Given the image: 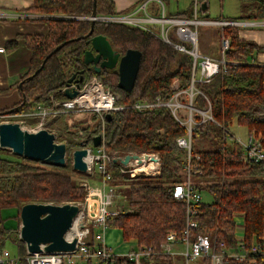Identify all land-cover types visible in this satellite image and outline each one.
I'll return each mask as SVG.
<instances>
[{
  "label": "trees",
  "instance_id": "trees-1",
  "mask_svg": "<svg viewBox=\"0 0 264 264\" xmlns=\"http://www.w3.org/2000/svg\"><path fill=\"white\" fill-rule=\"evenodd\" d=\"M93 0H33L28 10L46 15L43 21L47 32L26 37L30 52L29 66L19 78L22 82L19 92L21 100L14 107L0 110V115L29 111L37 103L49 102L50 97L64 99L63 89L72 73L82 71L80 86L93 76L97 77L110 92L117 94L118 104L125 105L121 111L110 112L105 118L103 129L95 115L93 126L80 124L60 129L73 135L56 140L66 144V162L62 168H71L72 151L79 141L91 139L102 133L104 148L115 153H157L160 170L134 177L121 175L117 163L108 169L112 182L121 189L123 210L106 221L107 227L122 231L123 240L135 242L137 248L149 252L143 264H165L169 257L162 253L160 244L165 236L174 232L180 234L185 225L184 201L174 198L172 191L176 184L185 180L183 164L185 150L177 146L175 139L185 129L173 118L166 107L147 111H136L130 105L135 101L152 100L157 97L168 99L170 86L176 80L180 88H187L192 74V60L186 53L163 42L158 37L139 27L123 23L94 21L91 29ZM96 15H114L111 0H95ZM184 17L182 14L176 15ZM264 18V0H256L252 15L243 19ZM242 19V18H240ZM237 26H224L221 36L228 40L224 52L227 61L207 83H198L206 99L197 95L193 100L195 108L206 110L210 105L212 120L199 123L193 131L192 153L201 160L195 161L201 172L191 175L193 183L202 191L212 195V202L197 204L193 220L196 226L190 229L192 237L207 235L233 245L234 213H242L245 220L244 242L250 243L264 232V169L260 164H245L241 160L242 150L225 131L232 123L246 127L248 132L260 134L264 145V65L251 62L254 56L264 51V46L238 36ZM94 35H103L112 48L123 55L127 49L141 52L138 72L132 89L124 91L117 86L115 69L94 72L91 65H85L83 53L90 49L88 40ZM60 49L51 53L53 49ZM50 56L47 57V55ZM39 69L38 73L32 75ZM208 101V102H207ZM209 103V104H208ZM73 113L61 114L58 119L69 118ZM32 123V122H30ZM58 127V126H57ZM51 132V131H50ZM194 140L205 142V148H193ZM0 149V153H4ZM226 177L221 180V174ZM87 176V175H86ZM86 178V177H85ZM79 176H72L60 168L47 166L26 158H9L0 155V252L7 241L17 246V255L25 254L24 243L18 230L5 224L3 210L10 208L19 212L25 203H77L84 199L85 191ZM128 183L125 194L119 185ZM253 262L229 259L225 264H264V255H252ZM18 264H26L21 259ZM84 264H133L125 255L113 260L86 262Z\"/></svg>",
  "mask_w": 264,
  "mask_h": 264
},
{
  "label": "built area",
  "instance_id": "built-area-1",
  "mask_svg": "<svg viewBox=\"0 0 264 264\" xmlns=\"http://www.w3.org/2000/svg\"><path fill=\"white\" fill-rule=\"evenodd\" d=\"M157 1L160 14H146L143 19L135 17L134 13L114 14L112 16L97 15L94 19L95 21L116 22L139 27L177 50L186 53L192 60V74L187 88L174 86L177 81L173 80L171 84L172 93L168 99L157 97L152 100L135 101L130 105L139 112L166 107L173 118L185 129V133L175 139L177 146L183 148L186 152L183 164L185 180L180 184H176L172 191L174 198L184 201L185 225L179 235L170 232L165 236V240L161 242V252L170 259L165 264H225L229 259L253 262L252 255H264V232L250 243H245V220L242 213H234L232 216L234 234L231 247H228L223 241L217 244L215 237L212 239L203 234L191 236L190 229L196 226L193 216L196 213L197 204L202 202V192L191 178L192 173L201 172V167L195 163V161L200 160V157L197 153H192L191 149L194 128L205 120H212L210 105L206 110L193 106V100L197 95H201L206 99L197 84L209 82L213 75L220 69L225 68L227 61L224 59V52L228 48V40L221 36V56L219 58L216 59L202 54L197 44V28L200 25H210L218 26L221 30L224 26H254L256 23L251 20L200 19L198 14L201 0H191L190 17L168 16L164 13L162 1ZM87 18L91 19L90 16ZM141 22L146 24H141ZM4 51V47L0 45V53ZM72 87L75 88V84H72ZM118 99L117 94L110 92L97 77L93 76L84 86L77 88V94L73 98L54 99L50 97L49 102L37 103L29 111L8 113L0 115V118H17L23 129L28 128L25 119L34 118L36 119L34 125L27 130L36 131L41 128L48 129L47 124L61 114L87 113L95 115L103 129L106 113L121 111L125 108V105L117 103ZM262 114L264 115V109ZM1 121L11 120L3 119ZM225 134L240 146L243 163L260 164L264 169V145L260 134L247 131L245 138H240L230 131H225ZM100 135V145L97 147H92L91 144L87 145V155L83 158L87 164V174L90 178L96 177L97 183L91 184L86 181L81 183L85 191L84 199L82 202L76 203L79 206V212L68 231H71L69 240L73 237L76 238L75 248L71 251L50 253L44 251L29 253L25 251L22 257L12 255L6 249H3L0 252V264H18L21 259L26 264H84L88 261L113 260V257L117 256L113 249L107 245L103 235L104 230L107 228L106 221L108 218L119 214L123 210L121 205L116 204V201L121 197V193L115 188L112 175L108 169L116 156L104 148L102 133ZM148 154L157 162L158 172L156 174H158L160 170L159 157L157 153ZM120 156L123 157V155ZM142 162H145L144 159ZM141 163H138L137 159H131L125 165L117 163L116 167L119 174L134 177L138 174H147L144 171H136L137 166ZM115 197L119 198L115 199ZM124 255L133 264H143L142 261L149 256V252L135 247Z\"/></svg>",
  "mask_w": 264,
  "mask_h": 264
},
{
  "label": "water",
  "instance_id": "water-1",
  "mask_svg": "<svg viewBox=\"0 0 264 264\" xmlns=\"http://www.w3.org/2000/svg\"><path fill=\"white\" fill-rule=\"evenodd\" d=\"M205 4L202 3V10ZM96 15L95 0H93L91 11V29ZM90 49H87L82 56L85 65H91L96 73L102 70L115 69L118 75L117 86L124 91H130L138 72L141 52L137 49H127L123 55L116 52L109 41L103 35H94L89 40ZM57 46L51 53L60 49ZM51 53L48 56L51 55ZM39 69L34 71L31 78L37 74ZM72 73L66 80L63 89L64 97L73 98L77 94V88L83 80L82 71ZM75 84V88L72 87ZM22 82L19 83L20 88ZM11 113V110H8ZM111 114L106 113L105 118L110 119ZM101 143V135L97 134L91 139V146L97 147ZM89 145L86 139L79 141L78 146L72 151V167L78 172H86L87 164L83 159L87 155L86 146ZM0 148L8 149L11 153L23 158L38 161L43 164L64 166L66 162V144L56 142L53 132L46 128L36 131L23 129L19 122L0 121ZM120 155H123L121 157ZM114 162L127 164L131 159L142 160L151 158L148 153H115ZM79 212L76 203L52 204V203H25L19 209V239L24 243L25 250L29 253L35 252H56L71 251L75 248L76 238H67V232L73 225L74 219Z\"/></svg>",
  "mask_w": 264,
  "mask_h": 264
},
{
  "label": "crops",
  "instance_id": "crops-1",
  "mask_svg": "<svg viewBox=\"0 0 264 264\" xmlns=\"http://www.w3.org/2000/svg\"><path fill=\"white\" fill-rule=\"evenodd\" d=\"M114 6V14H125L134 13L135 17L143 19L147 15L160 14L158 12V1L157 0H111ZM163 3L164 13L168 16L178 17L176 15L182 14L184 17L191 16V0H161ZM222 1V0H221ZM225 1V0H223ZM247 1V0H241ZM242 2L238 5L240 14L234 16H222L219 15L215 18H208V14L205 13L209 9V1L201 0L200 13H205L206 17L200 19H224V20H251L256 23L254 26H242L238 29V36L243 40H251L257 45L264 46V18L257 19H243L242 14ZM33 0H0V45L5 49L4 52L0 53V110L9 109L14 107L21 100V94L19 92L18 80L24 74L29 66L30 52L26 45V37L29 35H40L47 32V25L43 21L46 15L28 10L32 5ZM202 3L205 4L202 10ZM256 0L253 3L255 8ZM254 10H252L251 15ZM198 14V17H199ZM240 16V17H239ZM242 18V19H240ZM141 24H146L142 23ZM149 25V24H148ZM207 26V25H200ZM219 34V48L214 53L203 52L202 54L208 55L212 58H219L220 54V39L221 30L220 27L216 26ZM251 62H256L264 65V51L257 53ZM83 114H73L78 119L86 118L82 117ZM26 121L35 123L36 119L26 118ZM92 122L90 119L87 120L86 125ZM247 133V130H246ZM1 149V148H0ZM98 177V176H97ZM94 181L97 183V178L93 177L86 180L91 183ZM116 204L124 207L122 199H118ZM4 215V214H3ZM13 214L9 217H12ZM5 217V216H4ZM7 226L15 227L14 218L9 223L5 222ZM108 228V227H107ZM107 228L104 230L103 235L107 243ZM113 244L118 250L122 252L117 255H124L128 251L136 247L135 242H126L121 240L119 235ZM108 245V244H107ZM109 246V245H108ZM113 249L111 246H109ZM115 249V248H114ZM113 249V251H114Z\"/></svg>",
  "mask_w": 264,
  "mask_h": 264
},
{
  "label": "rangeland",
  "instance_id": "rangeland-1",
  "mask_svg": "<svg viewBox=\"0 0 264 264\" xmlns=\"http://www.w3.org/2000/svg\"><path fill=\"white\" fill-rule=\"evenodd\" d=\"M208 1H209V9L205 12V13L208 14V16H207L208 18H215V17H218L219 15H222V16H224V15L225 16H234V15H238V13L240 14V10H239V6L238 5L242 2L241 0H225V1H223V0L222 1L221 0H208ZM254 1L255 0H247V1H243L242 2V4H241L242 5V9H241V11H242L241 16L242 17H246V16H250L251 15L252 10H254V7H253ZM205 13H200L199 14V18L206 17ZM208 20H212V19H208ZM197 44H198L199 50H201L203 52L205 50H206L205 52H209V53H214L215 51H217L218 48H219V34H218V30L216 29V26H210V25L199 26L197 28ZM176 85L179 86L178 82L174 86H176ZM170 89L172 90L171 86H170ZM74 115H72L69 118L66 117L65 119L64 118L63 119H58L57 122H55L54 124L51 123L53 121L49 122L47 124V127H48L47 130L54 133L56 140L57 139L60 140V138L62 137V135H61L62 132L60 130H58L57 128L61 129L64 126V124H66V126L70 129V128H73L74 125H75V127H78L80 124L86 125L88 119H90L92 121V122L89 123V126H93L96 123V121L94 119H92L93 115H90V114H87V113L83 114L82 117H86V118H82V119H78L77 117H74ZM3 119H7V120L18 122V119L14 118V117H12V118H10V117L0 118V121L3 120ZM32 125H34V123L31 124L30 121H26V126L28 128L32 127ZM228 128H229L231 133L235 134L236 136H238L240 138H245V136L247 134L246 133V130H247L246 127L237 125L235 122L232 123L231 125H229ZM62 134H64L63 135L64 137L71 136V137L74 138L73 135L66 134V133H62ZM193 145H194L193 148H200L201 146H202V148L207 147L205 142L199 143L196 140H194ZM4 150H5V152L4 153H0V155H5V156H7L9 158H14V159L23 158V157H21L19 155L11 153L8 149H4ZM71 164H72V161H71ZM45 165L48 166L49 164H45ZM49 166H53V165H49ZM55 167L60 168L61 171L67 172V173H69L72 176H79L81 178H84V179H81V180L86 181L88 179H91L90 176L87 174V172H78V170H75L73 167H71V168H62V166H55ZM145 175H147V174H145ZM225 177L226 176L222 173L220 178H221V180H224ZM131 181L132 180L125 179V180H121L119 182V185L122 187V189L124 190L125 194L127 193L128 183H130ZM91 184H96V183L94 181H92ZM117 190L120 193H122L121 189L117 188ZM201 192H202V195H201L202 202H205V203L212 202V195L207 190H202ZM118 198L119 197H115V199H118ZM119 199H122V196ZM122 203H125V202L122 201ZM11 212L13 214L12 217L14 218V221H15V224H16V229L18 230V233H19V225H20L19 212H17V215H16V211L12 210L10 208H7V209L3 210V214L6 217V222H8V223L11 220H13V218L9 217L11 215ZM106 231H107V240H108L107 244L109 246H111L113 249L115 248L114 249L115 253L116 252H118V253L122 252L121 250H118L115 247V245L113 244V241L119 235H121V240L123 239L122 231L119 228H116V227H108ZM4 249H6L10 254L17 256L18 249H17V246L14 243H12L10 241H7L5 243V245H4Z\"/></svg>",
  "mask_w": 264,
  "mask_h": 264
},
{
  "label": "bare ground",
  "instance_id": "bare-ground-1",
  "mask_svg": "<svg viewBox=\"0 0 264 264\" xmlns=\"http://www.w3.org/2000/svg\"><path fill=\"white\" fill-rule=\"evenodd\" d=\"M144 161H145L144 163L142 162L143 164L141 163L139 166H137L136 171H144L147 174H150L158 170L157 162L153 157L148 158L147 160ZM70 236H71V231L68 232L67 238H70Z\"/></svg>",
  "mask_w": 264,
  "mask_h": 264
},
{
  "label": "flooded vegetation",
  "instance_id": "flooded-vegetation-1",
  "mask_svg": "<svg viewBox=\"0 0 264 264\" xmlns=\"http://www.w3.org/2000/svg\"><path fill=\"white\" fill-rule=\"evenodd\" d=\"M77 77V76H76ZM79 77V76H78Z\"/></svg>",
  "mask_w": 264,
  "mask_h": 264
}]
</instances>
